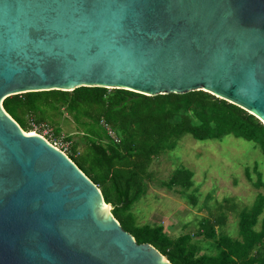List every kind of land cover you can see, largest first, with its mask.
Here are the masks:
<instances>
[{
    "label": "water",
    "instance_id": "water-1",
    "mask_svg": "<svg viewBox=\"0 0 264 264\" xmlns=\"http://www.w3.org/2000/svg\"><path fill=\"white\" fill-rule=\"evenodd\" d=\"M80 87L203 91L264 125V0H0V264H171L2 105Z\"/></svg>",
    "mask_w": 264,
    "mask_h": 264
},
{
    "label": "trees",
    "instance_id": "trees-1",
    "mask_svg": "<svg viewBox=\"0 0 264 264\" xmlns=\"http://www.w3.org/2000/svg\"><path fill=\"white\" fill-rule=\"evenodd\" d=\"M2 105L25 133L55 125V116L66 115L74 121L81 130L83 148L79 150V142L71 136L65 137L70 145L67 157L100 189L104 202L113 206L114 218L137 244L153 246L171 264H264L262 193L250 208L238 212L237 238L219 230L226 224V212L236 210L230 200L202 218L194 233L174 238L161 224L138 225L132 211L147 192L152 163L173 150L185 135L197 141L233 135L253 142L264 154V125L246 111L203 91L149 97L99 87L19 94L6 98ZM59 134L55 127L52 136ZM253 171L257 174L253 186L259 190L264 183ZM245 174L250 180V170ZM192 178L190 170L179 168L161 184L184 195L193 187ZM186 198L197 204L193 193Z\"/></svg>",
    "mask_w": 264,
    "mask_h": 264
},
{
    "label": "rangeland",
    "instance_id": "rangeland-1",
    "mask_svg": "<svg viewBox=\"0 0 264 264\" xmlns=\"http://www.w3.org/2000/svg\"><path fill=\"white\" fill-rule=\"evenodd\" d=\"M54 122L55 125L42 126V129L37 127L26 134L42 136L65 155L70 149L69 143L64 141L67 136L79 142V150L83 148L79 141L81 130L70 117L55 116ZM55 127L60 129L57 138L52 136ZM179 168H186L193 173V187L183 196L161 184ZM247 169L251 172L250 180L245 174ZM253 169L257 170L264 183V154L253 142L233 135L206 141H197L185 135L177 141L173 150L162 153L150 166L152 177L147 192L132 209L136 223L161 224L164 232L173 238L184 233L191 234L197 230L202 218L209 217L218 205L230 200L236 210L226 212V224L219 230L237 238L238 212L250 208L259 193L264 194V186L259 190L253 186L257 178ZM191 193L197 198L196 205L186 198ZM263 217L264 212L260 220Z\"/></svg>",
    "mask_w": 264,
    "mask_h": 264
},
{
    "label": "bare ground",
    "instance_id": "bare-ground-1",
    "mask_svg": "<svg viewBox=\"0 0 264 264\" xmlns=\"http://www.w3.org/2000/svg\"><path fill=\"white\" fill-rule=\"evenodd\" d=\"M26 134V133H25ZM28 136H31V134H26ZM103 208V210L109 215V210L110 208L108 206H101Z\"/></svg>",
    "mask_w": 264,
    "mask_h": 264
},
{
    "label": "built area",
    "instance_id": "built-area-1",
    "mask_svg": "<svg viewBox=\"0 0 264 264\" xmlns=\"http://www.w3.org/2000/svg\"><path fill=\"white\" fill-rule=\"evenodd\" d=\"M43 126V125H42ZM42 126H40L39 128H41ZM42 129V128H41ZM109 135L115 139V136L113 135V133H111L110 131H108ZM42 137V136H41ZM43 138V137H42ZM61 151V150H60ZM62 152V151H61Z\"/></svg>",
    "mask_w": 264,
    "mask_h": 264
}]
</instances>
